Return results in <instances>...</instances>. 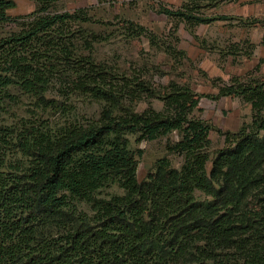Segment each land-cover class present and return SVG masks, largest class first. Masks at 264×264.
<instances>
[{"label": "trees", "instance_id": "1", "mask_svg": "<svg viewBox=\"0 0 264 264\" xmlns=\"http://www.w3.org/2000/svg\"><path fill=\"white\" fill-rule=\"evenodd\" d=\"M35 1L36 11L12 17L15 1L0 0V108L17 102L12 90L37 106L14 123L0 121V264H264V78L221 88V96L250 103L253 115L213 152V126L191 115L198 93L172 82L160 94L117 73L89 50L96 35L87 10ZM201 6L160 12L190 25L229 19L204 16ZM124 22L130 38L153 37ZM53 89L62 99L49 97ZM143 94L158 95L165 110H136ZM77 97L106 105L82 121L66 101ZM173 132L179 138L167 150L184 155L183 165L164 156L140 179L143 151L129 137Z\"/></svg>", "mask_w": 264, "mask_h": 264}, {"label": "rangeland", "instance_id": "2", "mask_svg": "<svg viewBox=\"0 0 264 264\" xmlns=\"http://www.w3.org/2000/svg\"><path fill=\"white\" fill-rule=\"evenodd\" d=\"M14 1L16 6L8 12L12 17L27 16L38 9L35 0ZM212 2L215 0H59L53 9L59 12L87 10L94 21L90 32L96 35L89 50L99 62L117 73L131 79L142 78L160 94L172 82L198 93L201 98L191 115L213 126L210 138L212 151L216 152L225 145V132L237 131L252 120L250 103L240 97L221 96L220 91L235 78H264V0H221L211 5ZM195 3L203 5L200 13L204 16H227L229 19L190 25L160 12L162 6L181 9ZM124 20L146 26L153 37L144 34L130 38L127 28L125 31L122 27ZM9 30L11 26L5 27V32ZM12 92L17 102L0 108L1 122L14 123L18 117L36 113L37 106L31 98L16 90ZM49 97L62 99L57 89L49 92ZM66 101L77 107L82 121L97 118L106 105L92 98L77 97ZM132 105L138 111L166 108L158 95L143 94ZM52 118L54 123L59 122L60 114ZM178 138V132L152 141L129 137L130 147L143 151L138 158L140 179H144L157 159L164 156L176 168L183 165L184 155L167 150L168 142ZM116 189V186L108 187L102 196ZM82 207L90 210L88 204Z\"/></svg>", "mask_w": 264, "mask_h": 264}]
</instances>
